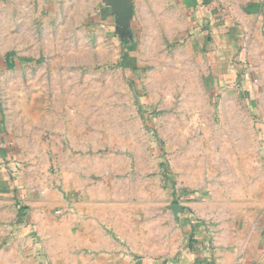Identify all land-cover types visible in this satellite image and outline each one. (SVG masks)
Here are the masks:
<instances>
[{"label": "rangeland", "instance_id": "obj_1", "mask_svg": "<svg viewBox=\"0 0 264 264\" xmlns=\"http://www.w3.org/2000/svg\"><path fill=\"white\" fill-rule=\"evenodd\" d=\"M43 2L42 13L31 19L24 9L23 24L12 34L16 47L9 49L16 62L1 86L6 119L35 184L62 182L68 164L84 163L96 190L89 198L134 205L128 212L133 222L143 221L148 239L158 212L170 214V183L202 171L216 176L241 166L247 172L248 156H262L261 19L248 32L246 59L232 66L235 80L225 85L246 95L227 98L209 79L211 63L198 35L168 33L164 18L142 16L137 47L115 46L88 16V0ZM40 3L33 0L34 14ZM232 108L239 130L230 127ZM137 202L144 206L135 209ZM141 212L144 220L136 218ZM174 242L171 235L166 245ZM145 243L152 249L153 241Z\"/></svg>", "mask_w": 264, "mask_h": 264}, {"label": "crops", "instance_id": "obj_2", "mask_svg": "<svg viewBox=\"0 0 264 264\" xmlns=\"http://www.w3.org/2000/svg\"><path fill=\"white\" fill-rule=\"evenodd\" d=\"M157 1L88 0V16L112 35L115 46L132 48L142 32L141 17H162L166 32L199 36L211 63L209 79L224 97L246 95L225 85L235 80L232 66L246 59L251 25L259 18L264 26V0ZM32 2L0 0V264H264V153L259 159L248 156L247 172L241 166L216 176L202 171L170 183L165 190L170 214L158 212L148 239L143 221H132L127 202L89 198L96 190L84 163L68 164L71 171L62 182H33L1 92L3 74L16 62L9 49L16 47L12 34L23 24L24 9L29 19L43 11V0L37 14ZM234 109L227 111L233 113L230 127L239 130ZM139 206L144 203L135 209ZM136 218L144 220V213ZM171 235L175 242L167 246ZM150 240L152 249L145 243Z\"/></svg>", "mask_w": 264, "mask_h": 264}, {"label": "built area", "instance_id": "obj_3", "mask_svg": "<svg viewBox=\"0 0 264 264\" xmlns=\"http://www.w3.org/2000/svg\"><path fill=\"white\" fill-rule=\"evenodd\" d=\"M58 213H60V212H58Z\"/></svg>", "mask_w": 264, "mask_h": 264}]
</instances>
